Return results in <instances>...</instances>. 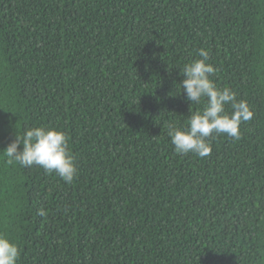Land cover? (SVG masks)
<instances>
[{
  "label": "trees",
  "instance_id": "1",
  "mask_svg": "<svg viewBox=\"0 0 264 264\" xmlns=\"http://www.w3.org/2000/svg\"><path fill=\"white\" fill-rule=\"evenodd\" d=\"M200 49L255 113L204 158L167 128L203 107L179 85ZM41 125L77 174L0 153L18 264H264V0H0V152Z\"/></svg>",
  "mask_w": 264,
  "mask_h": 264
},
{
  "label": "clouds",
  "instance_id": "2",
  "mask_svg": "<svg viewBox=\"0 0 264 264\" xmlns=\"http://www.w3.org/2000/svg\"><path fill=\"white\" fill-rule=\"evenodd\" d=\"M200 59L184 65L180 87L190 105H201L193 111L187 127L167 124L168 136L178 154L193 153L200 158L211 154L210 138L224 134L236 140L241 138L240 126L254 118V111L246 100H237V94L229 87L220 88L212 79L216 69L208 63L209 52L199 50ZM230 108V111H229ZM22 146V147H21ZM0 153L8 164L21 167L39 166L46 173L55 172L66 183H71L77 167L69 150L65 132L52 127L33 126L17 131L15 139ZM38 215H46L43 209ZM21 252L9 235L0 232V264H18Z\"/></svg>",
  "mask_w": 264,
  "mask_h": 264
}]
</instances>
